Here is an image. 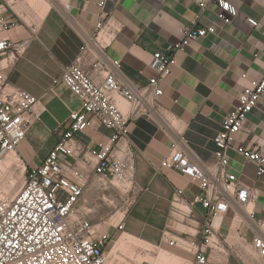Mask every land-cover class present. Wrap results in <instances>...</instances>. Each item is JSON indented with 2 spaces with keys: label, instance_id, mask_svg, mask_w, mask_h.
<instances>
[{
  "label": "built area",
  "instance_id": "2783aa9c",
  "mask_svg": "<svg viewBox=\"0 0 264 264\" xmlns=\"http://www.w3.org/2000/svg\"><path fill=\"white\" fill-rule=\"evenodd\" d=\"M20 1L0 0V169L42 113L35 95L9 83L7 69L12 62L2 63L14 61L28 44L2 36L19 24L11 13ZM213 1L219 4L218 16L225 24L239 16V8L230 0ZM107 3L98 1L101 13L94 30L82 35L75 61L62 75V81L81 100V109L70 113L41 164L29 167L18 156V164L12 167V186L7 187L0 179V264H110L111 250L107 248L113 235L106 229V220H92L87 194L96 190L101 193L100 204L106 203V196L122 194L116 183L125 185L127 193H138L135 151L128 144L130 124L146 118L172 128L160 106L162 81L177 65L179 53L193 41L218 31L215 25H197L195 19L192 27L182 29L179 41L153 53L151 67L157 74L148 84L138 85L125 75L122 61L108 54L121 24L107 12ZM200 5L207 7L206 1ZM247 21L254 27L260 23L254 17ZM256 109L264 110V74L249 81L237 105L225 115L213 138L217 157L214 165L203 162L181 132L173 133L170 152L161 162V167L174 169L199 184L200 191L191 200L184 196L183 189H176L170 218L172 227L178 223L194 227L199 238L164 233L171 244L194 255L198 264H208V253L216 252L234 255L244 264H264V220H255L250 208L257 192L228 170V150L234 148L255 164L257 179L264 181L263 149L234 147L248 115ZM96 126L112 130L106 141L91 148L75 141L76 134ZM197 205L204 210L200 217ZM231 212L248 219L252 236L240 228L232 235L222 234L221 227ZM125 225L120 221L113 226L123 231Z\"/></svg>",
  "mask_w": 264,
  "mask_h": 264
},
{
  "label": "crops",
  "instance_id": "0c3cea01",
  "mask_svg": "<svg viewBox=\"0 0 264 264\" xmlns=\"http://www.w3.org/2000/svg\"><path fill=\"white\" fill-rule=\"evenodd\" d=\"M98 1L21 0L14 5L11 14L19 24L2 36L15 42L26 40L28 44L14 61L7 59L2 63L12 62L7 69L9 83L35 95L42 109L41 119L32 125L16 151L17 157L29 167L43 162L57 142L60 127L73 110L82 107L79 97L62 81V75L76 59L82 35L94 30L101 13ZM201 1H206L205 9ZM230 1L240 14L229 25L219 18L221 8L213 0H108L107 3V12L121 24L108 54L122 61L123 72L138 85L148 84L157 74L151 67L153 53L179 41L183 37L182 29L192 27L195 19L199 26L215 25L218 30L216 35L193 41L185 52L179 53L177 65L162 81L164 94L160 106L168 114L172 128L146 118L130 124L128 144L135 151V183L139 191L127 211L125 232L157 249L189 259L187 262L160 255L156 264H198L194 255L171 244L164 235L170 232L175 236L199 238L194 227L188 228L183 223L172 227L170 222L176 189H183L188 200L200 191L197 182L174 169L161 167L170 152L173 133L184 134L192 151L203 162L214 165L217 157L213 138L225 115L237 105L249 81L264 74V0ZM248 17L258 19L259 25L252 26ZM121 105L126 107L123 100ZM111 134V129L96 126L76 134L75 141L91 148ZM239 145L259 146L264 152V110L256 109L248 115L245 130L234 142V147ZM228 155V170L257 192L250 207L254 219L264 220V181L257 179L255 164L234 148L228 150ZM9 167L13 166L2 167L0 176ZM100 196L96 190L87 194L94 222L106 220L102 206L111 204L109 200L100 204ZM196 210L199 217L204 213L200 205ZM238 228L252 236L248 219L229 213L221 227L222 234L232 235ZM125 232L108 245L110 264H124V261L135 264L119 255L123 253L121 249L127 246L129 250L133 244L131 240L123 242ZM208 256V264H244L231 254L216 252Z\"/></svg>",
  "mask_w": 264,
  "mask_h": 264
},
{
  "label": "rangeland",
  "instance_id": "374dc122",
  "mask_svg": "<svg viewBox=\"0 0 264 264\" xmlns=\"http://www.w3.org/2000/svg\"><path fill=\"white\" fill-rule=\"evenodd\" d=\"M12 173H13V169L11 167H9L6 169L4 174H2L0 176V179L2 180V182L7 187H11L12 182L14 181ZM105 198H106V200L110 201L109 203H111L108 205L104 204L102 206L103 207L102 213L107 214L106 221L108 223L106 225V229H108V231H110V233L113 235V240L116 241V239H118V237L120 235L124 234L125 229L123 231H119V230L115 229V227L113 225H116L120 221H122V223L126 224L127 211H128V209L131 208V203L136 198V194H134L132 191H130L126 194L122 193L120 195L115 193V194H112L110 197L106 196ZM92 214H91V216H92ZM113 221H115V222H113ZM96 222H98V221H96ZM125 227H126V225H125ZM126 234L127 233L125 232V235L123 237V242H125L126 240H131L133 244H132V247L129 248V250L127 249V246L124 249H121V251L123 253H121L119 255H120V257L127 259L130 262L134 261L135 264H156V262H157L156 259L160 255H167L169 257H178L181 260L186 259L187 262L189 261V259H187L188 257H186V256H180L177 254H173V253H170L166 250H162L159 248L157 249V248L153 247L152 245H149L148 243H145L144 241L140 240L138 237L132 236L130 234H127V235ZM128 244H130V243L128 242ZM107 251H109L108 248H107ZM131 258L133 260H131ZM170 263H172V262H170ZM181 263H182V261H181ZM124 264H125V261H124Z\"/></svg>",
  "mask_w": 264,
  "mask_h": 264
},
{
  "label": "bare ground",
  "instance_id": "6f19581e",
  "mask_svg": "<svg viewBox=\"0 0 264 264\" xmlns=\"http://www.w3.org/2000/svg\"><path fill=\"white\" fill-rule=\"evenodd\" d=\"M17 161H18V157H17L16 153L12 152L11 154H9L8 158L6 159V164L4 166H2V167L12 166V165H14V163L16 164ZM116 186L121 189L122 193H124V194L127 193L128 190L125 188V185H122L120 183H116Z\"/></svg>",
  "mask_w": 264,
  "mask_h": 264
}]
</instances>
